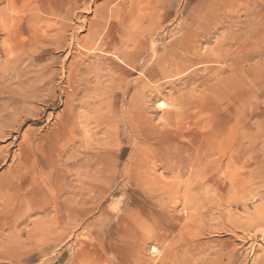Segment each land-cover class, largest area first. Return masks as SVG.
<instances>
[{"label":"rangeland","instance_id":"374dc122","mask_svg":"<svg viewBox=\"0 0 264 264\" xmlns=\"http://www.w3.org/2000/svg\"><path fill=\"white\" fill-rule=\"evenodd\" d=\"M18 1L0 0V192L23 187L0 193V264H264V0Z\"/></svg>","mask_w":264,"mask_h":264},{"label":"bare ground","instance_id":"6f19581e","mask_svg":"<svg viewBox=\"0 0 264 264\" xmlns=\"http://www.w3.org/2000/svg\"><path fill=\"white\" fill-rule=\"evenodd\" d=\"M19 1H20V0H19ZM19 1H18V2H19ZM22 1H23V0H22ZM24 1H25V0H24ZM28 1H29V0H28ZM28 1H27V2H28ZM48 1H49V0H48ZM77 1H78V0H77ZM99 1H100V0H99ZM108 1H111V0H108ZM125 1H126V0H125ZM131 1H132V0H131ZM131 1H129V2H130V6H131V5L133 6L134 2L132 1L133 4H131ZM152 1H153V0H152ZM155 1H156V0H154L153 2H155ZM160 1H161V0H160ZM2 2H3V1H2ZM4 2H5V1H4ZM46 2H47V1H46ZM53 2H55V1H53ZM53 2H52V3H53ZM58 2H60V0H59ZM68 2H69V1H68ZM153 2H152V4H153ZM25 3H26V2H25ZM28 3H29L28 7L30 6V4H31L32 7H34L35 4H38V5H36V7H37V6L42 7L43 4H44V0H30ZM28 3H26V4H28ZM32 3H34V5H32ZM47 3H48V2H47ZM52 3H49L50 6H51ZM63 3H64V0H63ZM77 3H78V2H77ZM105 3H106V1H105ZM115 3H116V2H115ZM136 3H137V1H136ZM138 3H139V2H138ZM149 3H150V2H149ZM157 3H159L158 0H157ZM160 3H161V2H160ZM16 4H17L16 0H12V2H11V4H10V8H11L12 11H16V10H17V6H16ZM54 4H55V3H54ZM61 4H62V3H61ZM61 4H60V5H61ZM65 4H67V3H65ZM69 4H70V3H69ZM72 4H73V3H72ZM74 4L76 5L75 0H74ZM74 4H73V5H74ZM78 4H79V3H78ZM119 4H120V1H119ZM139 4H140V3H139ZM139 4H138V5H139ZM152 4H149V5L152 6ZM154 4H155V3H154ZM18 5H19V4H18ZM62 5H63V4H62ZM62 5H61V6H62ZM70 5H71V4H70ZM70 5H69V6H70ZM31 6H30V7H31ZM48 6H49V5H48ZM83 6H84V5H83ZM97 6H99V5H97ZM97 6H95V8H96ZM155 6H156V5H155ZM20 7H21V6H20ZM36 7H34L33 9H35ZM39 7H38V9H39ZM44 7H45V5H44ZM52 7H53V4H52ZM59 7H60V6H59ZM65 7H66V6H65ZM74 7H75V6H74ZM77 7H78V5H77ZM100 7H101V6H100ZM152 7H153V6H152ZM24 8H25V6H24ZM105 8H106V7H105ZM22 9H23V8H22ZM22 9H21V10H22ZM33 9H31V12H32ZM63 9H64V6H63ZM63 9H61V10L63 11ZM81 9H82V8H81ZM152 9H153V8H152ZM155 9H156V8H155ZM18 10H19V9H18ZM36 10H37V8H36ZM44 10H45V9H44ZM47 10H48V9H47ZM67 10H68V9H67ZM72 10H73V9H72ZM76 10H77V9H76ZM102 10H103V9H102ZM106 10H107V9H106ZM123 10H124V9H123ZM125 10H126V9H125ZM26 11H27V10H25L24 12L26 13ZM93 11H94V10H93ZM116 11H117V10H116ZM119 11H120V10H119ZM148 11H149V10H148ZM18 12H19V11H18ZM20 12H21V11H20ZM22 12H23V10H22ZM34 12H35V11H34ZM38 12H39V11H38ZM43 12H44V11H43ZM45 12H46V11H45ZM47 12H48V11H47ZM64 12H65V11H64ZM74 12H75V11H74ZM114 12H115V11H114ZM54 13H56V12L53 11V14H54ZM61 13H62V12H61ZM61 13H60V14H61ZM67 13H68V11H67ZM72 13H73V12H72ZM75 13H76V12H75ZM9 14H10V13H9ZM9 14H8V15H9ZM12 14H13V13H12ZM22 14H24V13H22ZM30 14H33V13H30ZM41 14H42V12H41ZM45 14H46V13H45ZM49 14H50V13H49ZM58 14H59V13H58ZM58 14H57V15H58ZM124 14H125V13H124ZM19 15H21V14H19ZM28 15H29V14H28ZM38 15H39V14H38ZM51 15H52V14H51ZM94 15H95V14H94ZM23 16H24V15H23ZM34 16H35V15H34ZM67 16H68V14H67ZM72 16H74V15H72ZM75 16H76V14H75ZM95 16L97 17V16H98V13H97ZM100 16H101V15H100ZM109 16H110V15H109ZM122 16H123V15H122ZM127 16H128V15H127ZM14 17H15V15H14ZM21 17H22V16H21ZM21 17H20V18H21ZM28 17H29V16H28ZM119 17H120V15H119ZM6 18H7V17H6ZM31 18H32V16H31ZM31 18H29V19H31ZM33 18L36 19V17H33ZM37 18H40V17H37ZM58 18H60L59 15H58ZM62 18H63V17H62ZM67 18H68V17H67ZM67 18L65 19L66 21H67ZM73 18H74V17H73ZM73 18H72V19H73ZM137 18H138V17H137ZM3 19H4V17H3V16H0V22H1L2 24H3L4 22H6V21L3 22ZM11 19H13V18H11ZM22 19H23V18H22ZM25 19H26V18H25ZM60 19H61V18H60ZM109 19H110V18H109ZM5 20H6V19H5ZM7 20H8V19H7ZM15 20H16V19H15ZM62 20H64V18H63ZM40 21H42V20L40 19ZM40 21H39V22H40ZM47 21H48V19H47ZM119 21H120V20H119ZM123 21H124V20H123ZM134 21H136V20L133 19V22H134ZM161 21H162V20H161ZM14 22H15V21H14ZM20 22H22V21H20ZM28 22H29V21H28ZM31 22H32V19H31ZM50 22H51V21H49V22H47V23H50ZM139 22H140V21H139ZM139 22H138V24H139ZM40 23H41V22H40ZM119 23L121 24V22H119ZM4 24H5V23H4ZM4 24H3V25H4ZM15 24H16V23H15ZM26 24H27V23H26ZM30 24H31V23H30ZM30 24L28 23V24L26 25L28 31H29V32H31V31L33 32V33H30V34H34V35L40 34V35H41L40 30H38V31H33V30H31L34 26H33V27L31 26V27H32V28H31V27H30ZM34 24H35V23H34ZM45 24H46V23H45ZM93 24L95 25V23H93ZM129 24H130V23H129ZM129 24H128V25H129ZM138 24H137V25H138ZM153 24H154V23H153ZM3 25H2V26H3ZM31 25H32V24H31ZM37 25H38V24H37ZM37 25H36V26H37ZM62 25H64V24H62ZM139 25H140V24H139ZM155 25L158 27V25H157L156 23H155ZM39 26H40V24H39ZM42 26H43V25H41L40 27H42ZM48 26H49V25H48ZM51 26H52V25H51ZM55 26H56V25H55ZM60 26H61V25H60ZM60 26H59V28H61V29L64 28V26H63V28H62V26H61V27H60ZM88 26L90 27V25H88ZM91 26H92V25H91ZM95 26H96V25H95ZM150 26H151V24H150ZM17 27H19V26H17ZM43 27H44V26H43ZM99 27H100V25H99ZM126 27H127V26H126ZM153 27H155V26L152 25L151 28H153ZM71 28H72V27H71ZM101 28H103V26H102ZM101 28H100V29H101ZM155 28H156V27H155ZM2 29H3V28H2ZM17 29H18V28H17ZM93 29H94V28H93ZM122 29H123V28H122ZM127 29H128V28H127ZM20 30H21V29H20ZM36 30H37V29H36ZM43 30H44V29H43ZM73 30H74V29H73ZM128 30H129V29H128ZM151 30H152V29H151ZM153 30H154V29H153ZM44 31H45V30H44ZM55 31H56V29H55ZM58 31H59V29H58ZM74 31H75V30H74ZM91 31H92V30H91ZM95 31H96V29H95ZM101 31H102V29H101ZM125 31H127V30H125ZM93 32H94V31H93ZM96 32H97V31H96ZM99 32H100V30H99ZM158 32H159V31H158ZM6 33H7V32H6ZM148 33H149V32H148ZM19 34H20V36L23 35V33H21V32H19V31L15 30L14 32L11 31V32L7 33L6 35H7L8 37H11V36H12V37H15V36H17V35L19 36ZM44 34H45V33H44ZM88 34H89V31H88ZM102 34H103V33H102ZM102 34H101V35H102ZM146 34H147V33H146ZM89 35H90V34H89ZM89 35H88L87 38H86L87 40H88ZM101 35H100V37L102 38ZM18 36H17V37H18ZM41 36H42V35H41ZM46 36H47V35H45V38L48 37V36H47V37H46ZM58 36H59V35H58ZM95 36H96V34L94 35V37H95ZM98 36H99V34L97 35V37H98ZM8 37H7V39H8ZM22 37H23V36H22ZM39 38H40V36H39ZM39 38H38V39H39ZM45 38H44V39H45ZM90 38H91V37H90ZM44 39H43L42 41H44ZM49 39H50V38H49ZM106 39H107V38H106ZM39 40H40V39H39ZM45 40H46V39H45ZM51 40H52V39H51ZM61 40H63V39L61 38ZM96 40H97V39H96ZM71 41H72V40H71ZM82 41H83V40H82ZM82 41H81V42H82ZM94 41H95V40H94ZM56 42H57V40H56ZM78 42H79V41H78ZM88 42H89V41H88ZM88 42H87V43H88ZM102 42H103V41H102ZM105 42H106V41H105ZM74 43H75V42H74ZM82 43L84 44V42H82ZM95 43H96V42H95ZM100 43H101V41H100ZM108 43H109V42H108ZM130 43H131V41H130ZM71 44H72V43H71ZM105 44H106V43H105ZM116 44H117V43H116ZM118 44H120V42H119ZM118 44H117V45H118ZM121 44L123 45V43H121ZM74 45H75V44H74ZM87 45H88V44H87ZM89 45H90V44H89ZM89 45H88V46H89ZM99 45H100V44H99L98 42H97V44H92V45H91V49H92V50L99 49V51H100V50H101V49H100L101 47H104V46L106 47V45H104V43L101 44V45H103V46H99ZM112 45L114 46L115 44H112ZM17 46H18V45H17ZM69 46H70V45H69ZM107 46H108V44H107ZM113 46H111V47H113ZM119 46H120V45H119ZM65 47H66V46H65ZM67 47H68V46H67ZM85 47L87 48L86 43H85ZM105 47H104V48H105ZM121 47H122V46H121ZM121 47H120V48H121ZM109 48H110V47H109ZM113 48H114V47H113ZM113 48H112V49H113ZM116 48L119 49V47H117V46H116ZM116 48H115V49H116ZM123 48H124V47H123ZM83 49H84V46H83ZM87 49H88V48H87ZM102 49H103V48H102ZM117 49H116V50H117ZM126 49H127V48H126ZM10 50H11V49H10ZM18 50H19V49H18ZM88 50H89V49H88ZM106 50H107V49H106ZM108 50H109V49H108ZM116 50H114L113 53H114ZM119 50L121 51V49H119ZM124 50H125V48H124ZM124 50H123V51H124ZM101 51H102V50H101ZM72 52H73V50H72ZM74 52H75V51H74ZM90 52H91V50H90ZM108 52H109V51H108ZM116 52H117V51H116ZM116 52H115V53H116ZM118 52H119V51H118ZM70 53H71V52H70ZM124 53H125V52H123V56H124ZM73 54H74V53H73ZM76 54H77V51H76ZM80 54H82V53H80ZM80 54H79V55H80ZM111 54H112V53H111ZM74 55H75V54H74ZM85 55H86V54H85ZM89 55H90V54H89ZM125 55H126V54H125ZM167 56H168V55H167ZM80 58H82V57H80ZM85 58H86V56H85ZM126 58H127V57H126ZM82 59H83V58H82ZM118 60H119V59H118ZM132 60H133V59H132ZM132 60H131V61H132ZM79 61H81V60H79ZM82 61H83V60H82ZM127 61H128V60H127ZM131 61H130V64H131ZM166 61H167V60H165V62H166ZM167 64H169V63L167 62ZM77 65H78V64H77ZM165 65H166V64H165ZM163 66H164V64H163ZM256 66H257V65H256ZM258 66H259V64H258ZM161 67H162V66H161ZM166 67H167V66H166ZM166 67H165V68H166ZM163 68H164V67H163ZM165 68H164V69H165ZM167 68H168V67H167ZM78 69H79V68H78ZM70 70H71V68H70ZM72 71H73V70H72ZM164 72H165V71H163V74H164ZM165 73H166V72H165ZM165 75H166V74H165ZM166 76H167V75H166ZM198 103H199V102H198ZM200 103H201V102H200ZM195 105H196V104H195ZM198 105H199V104H198ZM128 110H129V109H128ZM181 112H182V111H181ZM263 112H264V111H263ZM181 116H182V115H181ZM253 120H254V119H253ZM259 123H260V122H259ZM83 125H84V124H83ZM195 137H196V136H195ZM87 139H88V138H87ZM193 139H194V138H193ZM83 140H84V139H83ZM84 143H85V141H84ZM191 143H192V142H191ZM189 144H190V143H189ZM198 144H199V143H198ZM192 145H193V144H192ZM102 146H103V145H102ZM197 147H198V146H197ZM197 147H196V148H197ZM84 151H85V150H84ZM196 151H197V150H196ZM258 151H259V150H258ZM35 152H36V151H35ZM86 153H87V152H86ZM87 154H89V153H87ZM35 155H36V154H35ZM86 157H87V156H86ZM86 157L84 156V162H87ZM87 158H88V157H87ZM258 158H259V157H258ZM20 161H21V160H20ZM233 161H234V160H233ZM84 162H83L80 166H82V167L86 166V164H85ZM22 163H23V162H22ZM19 164H20V163H19ZM19 164H18V166H19ZM195 164H196V163H195ZM28 165H29V164H28ZM96 165H97V164H96ZM226 165H227V164H226ZM23 166H24V165H23ZM32 166H33V165H32ZM19 167H21V165H20ZM17 168H18V167H17ZM21 168H22V167H21ZM29 168H30V165H29ZM34 168H35V166H34ZM24 169H25V168H24ZM24 169H23V170H24ZM18 170H19V168H18ZM26 170H27V168H26ZM29 170H31V168H30ZM42 170H43V169H42ZM35 171H36V170L34 169V172H35ZM38 171H39V170H38ZM26 172H27V171H26ZM240 173H241V172H240ZM22 175H23V174H22ZM26 175H28V174H26ZM44 175H45V174L42 172V173L38 174L37 176H39L40 179L43 178V180H44V178H45ZM250 175H251V174H250ZM78 176H79V175H78ZM102 176H103V175H102ZM244 177H245V176H244ZM225 178H226V176H225ZM36 179H37V178H36ZM232 180H233V179H232ZM45 181H46V180H45ZM244 181H245V180H244ZM41 182H42V181H41ZM41 182L38 183V185H37V189H38V191H39V192L37 191V193L40 194L39 196H40V198L42 199V198H44L45 196H47V190H45V186H44L43 184H41ZM46 183H47V182H46ZM236 183H237V182H236ZM44 184H45V183H44ZM11 185H12V184H11ZM14 185H16V184H14ZM27 185H28V184H27ZM21 186H22V183H21V185H19V186H17V187H14V186H8V187H5V190L3 189L5 192H2V191H1L2 193H1V192H0V193H1L2 195L5 196V194L9 193L10 191L12 192V190H13L12 188H15L14 190L17 191V189H18V188L20 189ZM16 188H17V189H16ZM21 188H23V187H21ZM24 188H25V187H24ZM232 189H233V188H232ZM14 190H13V191H14ZM18 191H19V190H18ZM21 192H22V190H21ZM87 192H89V191H87ZM87 192H86V193H87ZM236 192H237V191H236ZM179 193H180V192H179ZM13 194H14V193H13ZM83 195H84V194H83ZM10 196H11V195L9 194L8 197L10 198ZM39 196H38V197H39ZM6 197H7V196H6ZM8 197H7V199H8ZM185 198H186V197H185ZM10 199H11V198H10ZM21 199H24V198L21 197ZM41 199H40V200H41ZM12 200H13V199H12ZM23 201H24V200H23ZM47 201H48V198H47ZM47 201H46V202H47ZM49 202H50V201H49ZM10 203H11L10 200H6V202H5L3 205H0V216H1V215H5V214L8 212V209H10ZM44 203H45V202H44ZM45 204H46V203H45ZM242 206H243V205H242ZM11 207H12V205H11ZM70 208H71V207H70ZM237 208H238V207H237ZM45 209H46V208H45ZM43 210H44V209H43ZM10 211H11V210H10ZM26 213H27V212H26ZM25 215H26V214H25ZM7 216H8V214H7ZM5 217H6V215H5ZM8 217H9V216H8ZM238 217H239V216H238ZM14 218H15V217H14ZM14 218H12L11 220H13ZM239 219H240V218H239ZM9 220H10V219H9ZM65 220H66V219H65ZM16 221H17V220H16ZM19 221H20V220H19ZM241 221H242V220H241ZM243 221H244V220H243ZM63 222H64V221H63ZM53 224H55V222H53ZM50 225H51V224H48L49 227H50ZM63 225H64V224H63ZM63 225H62V226H63ZM65 225H66V223H65ZM250 225H251V223H250ZM46 226H47V225H46ZM53 226H54V225H53ZM67 226H68V225H67ZM251 226H252V225H251ZM55 227H56V226H55ZM59 227H60V226H59ZM241 227H242V229H243L244 226L241 225ZM47 228H48V227H47ZM56 228H57V227H56ZM70 228H71V226H70ZM238 228H239V227H238ZM244 228H245V227H244ZM246 229H248V228L246 227ZM70 230H71V229H70ZM243 230H244V229H243ZM41 231H42V230H41ZM50 231H51V230H50ZM55 232H56V231H55ZM55 232H54V233H55ZM263 232H264V231H263ZM46 233H47V232H46ZM49 233H50V232H49ZM50 235H51V234H49V236H50ZM54 235H57V234H54ZM47 236H48V234H46L45 237L48 238ZM50 237H51V236H50ZM53 237H54V236H53ZM50 239H52V238H50ZM45 241H46V239H45ZM46 242H47V241H46ZM52 242H53V241H52ZM48 243H49V241H48ZM48 243H47V244H48ZM216 257H217V256H216ZM205 260H206V259H205ZM205 260H204V261H205ZM204 261H203V262H204ZM199 262H200V261H199ZM200 263H201V262H200Z\"/></svg>","mask_w":264,"mask_h":264}]
</instances>
